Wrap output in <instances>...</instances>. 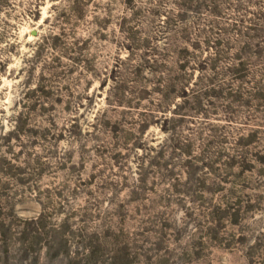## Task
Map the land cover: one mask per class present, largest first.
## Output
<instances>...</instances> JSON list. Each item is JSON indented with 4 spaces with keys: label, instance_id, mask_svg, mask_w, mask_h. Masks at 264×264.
<instances>
[{
    "label": "rangeland",
    "instance_id": "rangeland-1",
    "mask_svg": "<svg viewBox=\"0 0 264 264\" xmlns=\"http://www.w3.org/2000/svg\"><path fill=\"white\" fill-rule=\"evenodd\" d=\"M0 264H264V0H0Z\"/></svg>",
    "mask_w": 264,
    "mask_h": 264
},
{
    "label": "trees",
    "instance_id": "trees-1",
    "mask_svg": "<svg viewBox=\"0 0 264 264\" xmlns=\"http://www.w3.org/2000/svg\"><path fill=\"white\" fill-rule=\"evenodd\" d=\"M44 39L39 43V46L43 45Z\"/></svg>",
    "mask_w": 264,
    "mask_h": 264
}]
</instances>
